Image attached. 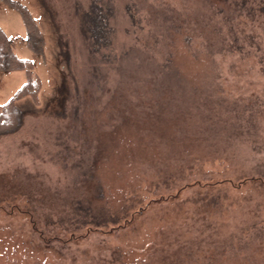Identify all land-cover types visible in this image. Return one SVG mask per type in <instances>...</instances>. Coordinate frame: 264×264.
Instances as JSON below:
<instances>
[{
  "label": "rangeland",
  "instance_id": "1",
  "mask_svg": "<svg viewBox=\"0 0 264 264\" xmlns=\"http://www.w3.org/2000/svg\"><path fill=\"white\" fill-rule=\"evenodd\" d=\"M20 1L46 49L0 1L41 82L0 133V264H264V0H104L99 50L81 26L91 0ZM25 82L0 72V104ZM100 214L120 221L42 238Z\"/></svg>",
  "mask_w": 264,
  "mask_h": 264
},
{
  "label": "trees",
  "instance_id": "2",
  "mask_svg": "<svg viewBox=\"0 0 264 264\" xmlns=\"http://www.w3.org/2000/svg\"><path fill=\"white\" fill-rule=\"evenodd\" d=\"M6 3L11 9L17 11L23 20L26 29V47L31 50L35 56L43 55L46 49V38L42 28L34 17L29 7L21 2L20 0H0ZM248 0H242V5L246 4ZM264 10V7L262 8ZM113 15V6L104 0H91L90 6L87 10L82 13V31L83 33L92 40V46L94 50H99L111 43L112 28L110 26V19ZM132 17L136 20V13H132ZM188 22V19L185 22ZM190 25L177 24L176 30L183 33L182 28ZM187 30V28H186ZM185 31V30H184ZM187 33V32H186ZM238 39V38H237ZM236 39V40H237ZM186 44L191 48L192 37L190 35L185 36ZM36 67V61L34 59H24L18 55L14 49L12 39L6 32V30L0 24V72H11V71H25L26 82L12 95V97L4 104H0V133L10 132L18 129L23 122V116L27 109L21 106L19 103L23 98H28L32 95L37 96L41 89V82L35 79L34 69ZM37 110V109H36ZM221 180L219 182H222ZM167 199V198H165ZM217 201L216 198L213 199ZM100 214V218L96 216H90L89 219L82 220V223L86 226L85 233H77L71 231L70 236L65 239L63 237L54 235L50 238L43 239L55 241H69V240H80L85 238L94 231L106 232L102 229L103 225L110 224L111 222H119V218L103 217ZM106 216V215H104ZM80 220V219H79ZM35 223V221H33ZM121 225H118V227ZM122 227V226H121ZM114 229V227H113ZM109 232V231H107ZM41 234H44L41 232Z\"/></svg>",
  "mask_w": 264,
  "mask_h": 264
},
{
  "label": "crops",
  "instance_id": "3",
  "mask_svg": "<svg viewBox=\"0 0 264 264\" xmlns=\"http://www.w3.org/2000/svg\"><path fill=\"white\" fill-rule=\"evenodd\" d=\"M26 30V29H25Z\"/></svg>",
  "mask_w": 264,
  "mask_h": 264
}]
</instances>
